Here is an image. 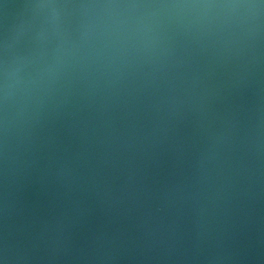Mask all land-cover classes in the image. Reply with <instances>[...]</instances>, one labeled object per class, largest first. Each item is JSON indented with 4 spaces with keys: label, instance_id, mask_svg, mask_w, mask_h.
<instances>
[{
    "label": "water",
    "instance_id": "water-1",
    "mask_svg": "<svg viewBox=\"0 0 264 264\" xmlns=\"http://www.w3.org/2000/svg\"><path fill=\"white\" fill-rule=\"evenodd\" d=\"M0 264H264V0H0Z\"/></svg>",
    "mask_w": 264,
    "mask_h": 264
}]
</instances>
